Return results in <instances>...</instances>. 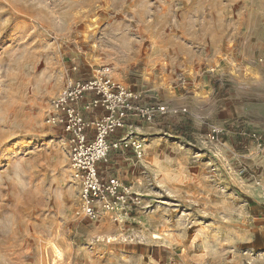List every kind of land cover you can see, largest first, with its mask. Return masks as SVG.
<instances>
[{
	"label": "rangeland",
	"instance_id": "obj_1",
	"mask_svg": "<svg viewBox=\"0 0 264 264\" xmlns=\"http://www.w3.org/2000/svg\"><path fill=\"white\" fill-rule=\"evenodd\" d=\"M263 12L264 0H0V264H264V238L232 219L237 191L210 177L135 220L83 217L66 135L44 121L49 100L100 65L154 100L208 82L214 37ZM197 112L207 137L217 112Z\"/></svg>",
	"mask_w": 264,
	"mask_h": 264
},
{
	"label": "crops",
	"instance_id": "obj_2",
	"mask_svg": "<svg viewBox=\"0 0 264 264\" xmlns=\"http://www.w3.org/2000/svg\"><path fill=\"white\" fill-rule=\"evenodd\" d=\"M206 56L208 82H192L183 92L173 90L157 100L151 91L145 94L147 102L185 111L127 121L109 139L132 132L129 139L141 142V153L131 146L110 149L97 163L98 173L131 184L152 205L163 196L170 202L188 200L209 190L211 180L237 191L240 209L231 216L246 224L242 234L264 238V150L248 136H264V12L252 24L235 20L227 35L214 37ZM205 107L217 112V119L212 114L207 120L227 127L219 142L206 137V120L197 112ZM136 217L120 214L121 220Z\"/></svg>",
	"mask_w": 264,
	"mask_h": 264
},
{
	"label": "built area",
	"instance_id": "obj_3",
	"mask_svg": "<svg viewBox=\"0 0 264 264\" xmlns=\"http://www.w3.org/2000/svg\"><path fill=\"white\" fill-rule=\"evenodd\" d=\"M93 71L91 76L70 79L49 100L44 121L60 126L66 135L71 173L79 185L78 213L93 221L106 214L118 222L121 213L149 211L151 205L145 202L143 194L119 177L99 175L97 163L107 159L110 149L131 146L137 155L142 151L139 140L129 139L132 132L113 141L109 138L127 121L135 118L151 121L157 115L177 114L185 109L147 102L145 90L127 87L114 79L107 65H100ZM181 84H185L184 79ZM226 131L225 125L212 123L207 137L219 142ZM248 136L259 151L264 150V136L258 132L248 133Z\"/></svg>",
	"mask_w": 264,
	"mask_h": 264
},
{
	"label": "bare ground",
	"instance_id": "obj_4",
	"mask_svg": "<svg viewBox=\"0 0 264 264\" xmlns=\"http://www.w3.org/2000/svg\"><path fill=\"white\" fill-rule=\"evenodd\" d=\"M153 237H158V234H154V236Z\"/></svg>",
	"mask_w": 264,
	"mask_h": 264
}]
</instances>
